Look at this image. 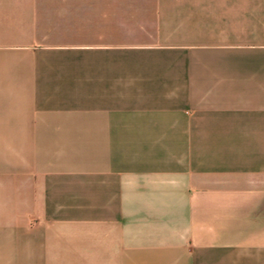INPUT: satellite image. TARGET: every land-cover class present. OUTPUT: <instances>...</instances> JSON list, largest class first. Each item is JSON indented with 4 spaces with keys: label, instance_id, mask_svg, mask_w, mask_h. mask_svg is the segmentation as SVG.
<instances>
[{
    "label": "crops",
    "instance_id": "0c3cea01",
    "mask_svg": "<svg viewBox=\"0 0 264 264\" xmlns=\"http://www.w3.org/2000/svg\"><path fill=\"white\" fill-rule=\"evenodd\" d=\"M134 13L136 41L0 49V164L34 193L0 264H264V0Z\"/></svg>",
    "mask_w": 264,
    "mask_h": 264
},
{
    "label": "rangeland",
    "instance_id": "374dc122",
    "mask_svg": "<svg viewBox=\"0 0 264 264\" xmlns=\"http://www.w3.org/2000/svg\"><path fill=\"white\" fill-rule=\"evenodd\" d=\"M161 1L24 0L26 6H0L3 10L0 17L12 19L0 21V49L38 50L48 46L65 49L98 39L136 41L153 31L130 27V18L137 17L134 12L140 8L155 6ZM169 1L175 4L176 0ZM16 184L17 176L0 164V228L7 225L14 229L17 221L13 218L21 209L18 204L22 199L30 201L34 197L32 190L19 191Z\"/></svg>",
    "mask_w": 264,
    "mask_h": 264
}]
</instances>
